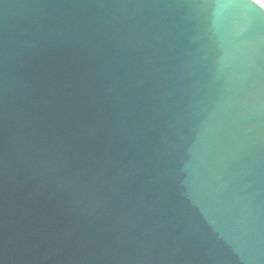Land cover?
Segmentation results:
<instances>
[{"label":"water","instance_id":"1","mask_svg":"<svg viewBox=\"0 0 264 264\" xmlns=\"http://www.w3.org/2000/svg\"><path fill=\"white\" fill-rule=\"evenodd\" d=\"M0 264H264V7L0 0Z\"/></svg>","mask_w":264,"mask_h":264},{"label":"built area","instance_id":"2","mask_svg":"<svg viewBox=\"0 0 264 264\" xmlns=\"http://www.w3.org/2000/svg\"><path fill=\"white\" fill-rule=\"evenodd\" d=\"M254 1L259 3L260 5H262L264 7V0H254Z\"/></svg>","mask_w":264,"mask_h":264}]
</instances>
